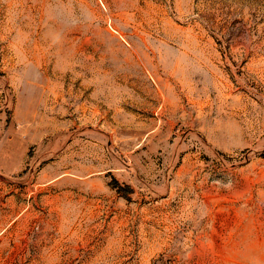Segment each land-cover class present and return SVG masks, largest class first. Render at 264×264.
I'll return each instance as SVG.
<instances>
[{
  "label": "rangeland",
  "instance_id": "374dc122",
  "mask_svg": "<svg viewBox=\"0 0 264 264\" xmlns=\"http://www.w3.org/2000/svg\"><path fill=\"white\" fill-rule=\"evenodd\" d=\"M0 264H264V0H0Z\"/></svg>",
  "mask_w": 264,
  "mask_h": 264
}]
</instances>
